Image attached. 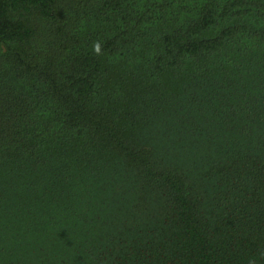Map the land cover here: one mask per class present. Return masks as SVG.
I'll return each instance as SVG.
<instances>
[{"label":"trees","instance_id":"trees-1","mask_svg":"<svg viewBox=\"0 0 264 264\" xmlns=\"http://www.w3.org/2000/svg\"><path fill=\"white\" fill-rule=\"evenodd\" d=\"M0 264H264V0H0Z\"/></svg>","mask_w":264,"mask_h":264}]
</instances>
